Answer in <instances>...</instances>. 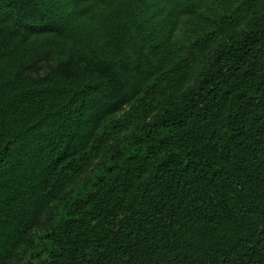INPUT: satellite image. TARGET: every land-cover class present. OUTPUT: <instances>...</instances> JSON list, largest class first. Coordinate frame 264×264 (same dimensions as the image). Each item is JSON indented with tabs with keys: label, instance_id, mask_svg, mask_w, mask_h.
<instances>
[{
	"label": "trees",
	"instance_id": "1",
	"mask_svg": "<svg viewBox=\"0 0 264 264\" xmlns=\"http://www.w3.org/2000/svg\"><path fill=\"white\" fill-rule=\"evenodd\" d=\"M0 264H264V0H0Z\"/></svg>",
	"mask_w": 264,
	"mask_h": 264
}]
</instances>
